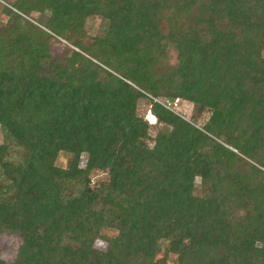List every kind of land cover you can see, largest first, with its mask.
I'll return each instance as SVG.
<instances>
[{
    "label": "trees",
    "instance_id": "trees-1",
    "mask_svg": "<svg viewBox=\"0 0 264 264\" xmlns=\"http://www.w3.org/2000/svg\"><path fill=\"white\" fill-rule=\"evenodd\" d=\"M2 13L0 238L20 242L0 264H264V0ZM93 16L102 39L86 36ZM177 97L190 120L160 100ZM93 171L106 176L91 185Z\"/></svg>",
    "mask_w": 264,
    "mask_h": 264
},
{
    "label": "rangeland",
    "instance_id": "rangeland-1",
    "mask_svg": "<svg viewBox=\"0 0 264 264\" xmlns=\"http://www.w3.org/2000/svg\"><path fill=\"white\" fill-rule=\"evenodd\" d=\"M9 3H11V0H0V23H3L7 20V17L2 13V8L5 5L8 6ZM22 17L25 19H29L30 21L36 23L34 18L37 17V13H32V15H29V16L22 15ZM21 21H23V19ZM108 27H109V20L108 19L101 17V16H93L87 20L86 31L88 34L86 36H95V37L102 39L105 37L107 30H108ZM59 40L63 44L72 46L71 42L65 41L62 38H59ZM57 45L60 48H62V46H63L61 43H58ZM163 46L167 49L168 54H169L168 56H169L171 62H173L175 60V56H176L175 44H173L171 42L164 41ZM262 55L264 56V50L262 52ZM178 98H179L180 102L177 105V107H174V108L177 110V112H179V114H181L180 116L184 117L187 120H190L191 114H192V109H193V104L189 101L182 100V98H180V97H178ZM160 100H162L163 102L170 101V100H167L165 98H161ZM142 112L144 113V117L146 118V120L149 123H153V124L155 123L156 120L152 121L154 115L148 110V108L146 106H144L142 108ZM209 114L210 113L208 111H204L202 113V115L199 117V119L197 120L196 126L203 125L206 122V120L208 119ZM152 133H154V131ZM1 140H2V135H1V130H0V142H1ZM81 162L84 163V159ZM57 164H59L61 166H65V164H66L65 154L61 153L59 155V157L57 159ZM105 176H106L105 173H102L99 171H93L91 174V178H92L91 185H93L94 182L96 180H98L99 178H104ZM195 185H196V192H198L200 190V178H199V176H196ZM19 242L20 241H19V238L17 235H12V234L2 235L0 238V257L7 260V261L13 260L15 255H16ZM95 245L101 249H104L106 246L105 242H103L101 240H97Z\"/></svg>",
    "mask_w": 264,
    "mask_h": 264
},
{
    "label": "built area",
    "instance_id": "built-area-1",
    "mask_svg": "<svg viewBox=\"0 0 264 264\" xmlns=\"http://www.w3.org/2000/svg\"><path fill=\"white\" fill-rule=\"evenodd\" d=\"M180 100L179 98H175L173 101H168L166 103H164L163 105L167 108H169L170 110L174 111L175 113L179 114V112H177V110L174 107H177V105L179 104ZM181 115V114H179Z\"/></svg>",
    "mask_w": 264,
    "mask_h": 264
}]
</instances>
